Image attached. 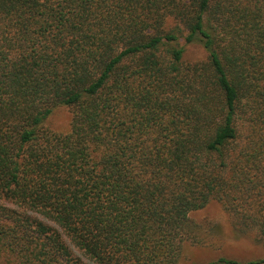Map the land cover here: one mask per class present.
I'll list each match as a JSON object with an SVG mask.
<instances>
[{
  "label": "trees",
  "instance_id": "trees-1",
  "mask_svg": "<svg viewBox=\"0 0 264 264\" xmlns=\"http://www.w3.org/2000/svg\"><path fill=\"white\" fill-rule=\"evenodd\" d=\"M212 201L264 244V0H0V264H180Z\"/></svg>",
  "mask_w": 264,
  "mask_h": 264
},
{
  "label": "rangeland",
  "instance_id": "rangeland-1",
  "mask_svg": "<svg viewBox=\"0 0 264 264\" xmlns=\"http://www.w3.org/2000/svg\"><path fill=\"white\" fill-rule=\"evenodd\" d=\"M204 56L201 46H187L186 60L195 61ZM70 121V110L67 107H57L47 124L58 132H68ZM190 218L197 226V237L184 244L180 264H206L220 257L242 261L264 258V244L257 234L234 225L233 219L218 201L192 211Z\"/></svg>",
  "mask_w": 264,
  "mask_h": 264
}]
</instances>
